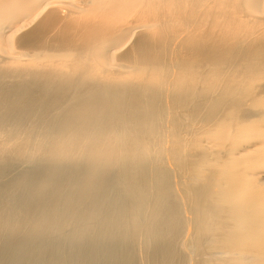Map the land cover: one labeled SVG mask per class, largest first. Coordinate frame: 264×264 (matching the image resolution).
<instances>
[{
	"label": "bare ground",
	"instance_id": "1",
	"mask_svg": "<svg viewBox=\"0 0 264 264\" xmlns=\"http://www.w3.org/2000/svg\"><path fill=\"white\" fill-rule=\"evenodd\" d=\"M0 264H264V0H0Z\"/></svg>",
	"mask_w": 264,
	"mask_h": 264
}]
</instances>
